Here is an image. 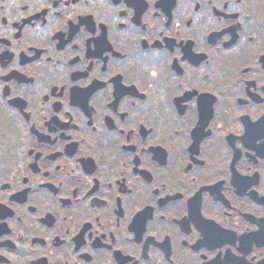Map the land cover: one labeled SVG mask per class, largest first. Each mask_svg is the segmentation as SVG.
<instances>
[{"label": "flooded vegetation", "instance_id": "obj_1", "mask_svg": "<svg viewBox=\"0 0 264 264\" xmlns=\"http://www.w3.org/2000/svg\"><path fill=\"white\" fill-rule=\"evenodd\" d=\"M0 264H264V0H0Z\"/></svg>", "mask_w": 264, "mask_h": 264}]
</instances>
